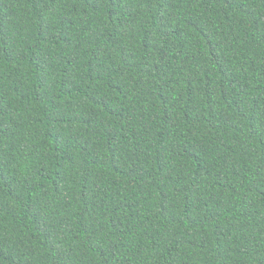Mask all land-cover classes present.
Wrapping results in <instances>:
<instances>
[{"label":"trees","instance_id":"1","mask_svg":"<svg viewBox=\"0 0 264 264\" xmlns=\"http://www.w3.org/2000/svg\"><path fill=\"white\" fill-rule=\"evenodd\" d=\"M0 264H264V0H0Z\"/></svg>","mask_w":264,"mask_h":264}]
</instances>
